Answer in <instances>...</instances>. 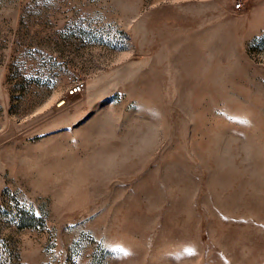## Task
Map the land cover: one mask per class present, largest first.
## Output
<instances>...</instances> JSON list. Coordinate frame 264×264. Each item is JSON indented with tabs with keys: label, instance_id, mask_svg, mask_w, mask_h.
I'll return each instance as SVG.
<instances>
[{
	"label": "rangeland",
	"instance_id": "1",
	"mask_svg": "<svg viewBox=\"0 0 264 264\" xmlns=\"http://www.w3.org/2000/svg\"><path fill=\"white\" fill-rule=\"evenodd\" d=\"M232 2L0 0V264H264V0Z\"/></svg>",
	"mask_w": 264,
	"mask_h": 264
},
{
	"label": "built area",
	"instance_id": "2",
	"mask_svg": "<svg viewBox=\"0 0 264 264\" xmlns=\"http://www.w3.org/2000/svg\"><path fill=\"white\" fill-rule=\"evenodd\" d=\"M245 2H246V0H233L232 9L234 11H240L243 8ZM81 88H82V84L77 83L71 87L70 93L76 94L81 90Z\"/></svg>",
	"mask_w": 264,
	"mask_h": 264
},
{
	"label": "bare ground",
	"instance_id": "3",
	"mask_svg": "<svg viewBox=\"0 0 264 264\" xmlns=\"http://www.w3.org/2000/svg\"><path fill=\"white\" fill-rule=\"evenodd\" d=\"M84 166V165H83ZM85 167V166H84ZM87 167V166H86ZM89 168V167H88ZM83 169V168H82ZM86 170V169H85ZM81 170H79V172H80ZM78 172V171H77ZM82 172H84V171H82ZM84 173H86V172H84ZM87 175H88V173H87Z\"/></svg>",
	"mask_w": 264,
	"mask_h": 264
},
{
	"label": "crops",
	"instance_id": "4",
	"mask_svg": "<svg viewBox=\"0 0 264 264\" xmlns=\"http://www.w3.org/2000/svg\"><path fill=\"white\" fill-rule=\"evenodd\" d=\"M238 12V11H237Z\"/></svg>",
	"mask_w": 264,
	"mask_h": 264
}]
</instances>
